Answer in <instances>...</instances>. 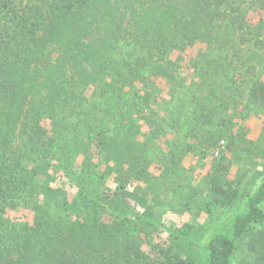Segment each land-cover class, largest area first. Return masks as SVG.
I'll use <instances>...</instances> for the list:
<instances>
[{
  "label": "trees",
  "instance_id": "16d2710c",
  "mask_svg": "<svg viewBox=\"0 0 264 264\" xmlns=\"http://www.w3.org/2000/svg\"><path fill=\"white\" fill-rule=\"evenodd\" d=\"M251 11L264 0H0V264H194L172 240L202 224L154 203L224 139L205 193H183L229 211L201 264H264V151L254 189L226 163L264 119Z\"/></svg>",
  "mask_w": 264,
  "mask_h": 264
},
{
  "label": "rangeland",
  "instance_id": "374dc122",
  "mask_svg": "<svg viewBox=\"0 0 264 264\" xmlns=\"http://www.w3.org/2000/svg\"><path fill=\"white\" fill-rule=\"evenodd\" d=\"M249 18L252 25L257 24V21L263 19L257 24L256 29L253 30L258 31L257 33L262 35L264 41V28L258 29V26L264 25V12L251 11ZM259 31H262V34H260ZM259 53L260 56L258 58V62L257 59L255 60V73L264 79V50ZM146 114L147 111L142 109V111H140L136 116L139 117ZM249 122L251 123V130L246 135V138L252 141L251 144L248 145L245 142H236L233 150L234 152L226 157V163L228 166L227 171H229L232 176L236 177L241 175V173L245 174L240 187L243 188L244 186H248L251 187V189H254L257 183L255 175L258 169H262L260 165L263 161L261 152L263 153L264 151V119L263 117H252L249 119ZM233 126V129L236 130V126ZM169 139L170 141L174 140L171 137ZM227 141V139H224L219 142L215 151H209L203 158H199L198 152L194 157L193 155L184 156L181 162L186 168L184 173L187 174L181 175L183 179L181 182L184 183V180H186L188 187H182L181 189L179 187L177 189L176 187H178V184H175L176 191L173 190L166 194V201L154 203L156 208L155 212L156 210L158 212L155 214V217L158 219L160 218L161 221L163 220L167 222L168 226L180 225L183 222L202 224L204 236L194 239L197 244L192 245L186 240L180 238L172 240L175 249L182 253V255L190 258L194 264H201V262H203V253L200 249V245L203 244L205 235L208 234L209 229L212 226L224 220L228 216L229 211L223 208L213 209L210 207L198 211L193 201L186 203V198L183 196V193L187 192L190 187L196 189V199L200 198L205 193V190L208 187L207 181L210 173V164L216 163L221 159L225 153ZM175 144L182 145V142L176 141ZM174 179H176V177H174ZM179 182L177 179V183ZM179 189L180 191H178ZM159 214L161 215L159 216ZM165 237H167V235H165Z\"/></svg>",
  "mask_w": 264,
  "mask_h": 264
}]
</instances>
